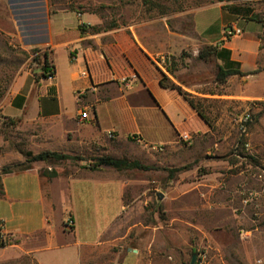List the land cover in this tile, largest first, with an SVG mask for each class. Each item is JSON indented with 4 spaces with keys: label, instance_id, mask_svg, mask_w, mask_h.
Segmentation results:
<instances>
[{
    "label": "crops",
    "instance_id": "0c3cea01",
    "mask_svg": "<svg viewBox=\"0 0 264 264\" xmlns=\"http://www.w3.org/2000/svg\"><path fill=\"white\" fill-rule=\"evenodd\" d=\"M209 7L218 9L214 24L203 23L195 11L192 14L197 42L192 55L203 45H218L230 50L242 71L259 69L229 76L228 83L235 81L234 92L229 94L198 90L197 85L181 83L166 71L158 57L178 55L189 40L186 34L166 27L161 18L80 31V24H98V16L61 8L47 11L45 33L40 30L30 36L22 35L6 0H0V77L5 76L3 70L10 73L0 96V144L5 142L4 130L12 129L25 137L34 154L51 150L85 158L34 161L28 168L0 174L3 231L19 242L16 246L24 238L29 240L26 252L35 264H153L151 255L162 264H184L201 243L223 263L231 259V252L250 259L247 246L261 240L263 232L259 222L264 215L260 208L264 193L257 194L255 204L260 211L253 212L252 204L244 205L239 189L232 187V179L214 166L216 159L208 161L203 154L207 147H182L181 133L197 138L213 127L180 92L159 82L165 74L182 91L209 99L264 98L262 25L222 2L200 8ZM155 23L160 31L149 32L146 27ZM226 25L240 27L242 34L223 41ZM16 49L28 56L20 60ZM44 60L54 68L52 79L41 74ZM83 107L89 114L85 120L78 117ZM259 125L264 127V119H259ZM154 144L161 148H153ZM132 153L167 168L180 165L184 155H189L190 162L205 161L207 170L198 173L195 163L184 189L171 187L175 176L165 174L170 196L181 204L176 210L181 215L171 216L163 229L167 237L159 236L160 226L128 221L130 209L123 196L131 180L122 170L109 165L92 167L97 156L121 158ZM11 156H0V165L10 164ZM186 196L188 204L183 202ZM229 236L235 238L233 247L228 245Z\"/></svg>",
    "mask_w": 264,
    "mask_h": 264
},
{
    "label": "rangeland",
    "instance_id": "374dc122",
    "mask_svg": "<svg viewBox=\"0 0 264 264\" xmlns=\"http://www.w3.org/2000/svg\"><path fill=\"white\" fill-rule=\"evenodd\" d=\"M46 1L48 14L56 12L61 8H67L75 12H92L99 18L98 24L93 26H100L101 28L111 26L112 24H114L113 27L115 28L129 24H140L152 19H163L166 23V27L170 30L186 34L188 36L189 45L185 46L182 44V48L178 55L163 53L162 57H158V61H160L166 71L177 81L186 85H197L194 86L196 89L207 93L229 94L234 92L235 81L232 79L230 83L226 82L224 85L215 83L214 78L219 60L213 58L209 61H204L199 59L197 55H192L194 46H196L197 43L193 34V12H197L198 17H200L203 23L214 24L218 17V9L214 7H200L215 2H222L224 3V7L227 8H230L229 6L249 7L252 13L257 14L260 19L264 20V0H158L156 2L166 5L168 11L164 15L153 14L154 16L152 17L150 16V12L146 11V7L142 5L140 0ZM71 16L74 18L73 15H70V22L73 21ZM201 21L199 20V23ZM146 29H148L149 32H159L160 26L155 23L146 27ZM259 35L260 37H264V28H262ZM17 51L20 60L28 56V53L22 49H16L15 55ZM8 55L9 54H6V56ZM59 59H62V56H59ZM260 65L264 67V51L261 55ZM3 71L5 76L4 78L0 77V81H2V84L0 83V89L5 90L8 86V75L10 73H8L7 70ZM215 98L217 97L213 99L206 98L201 101L204 114L209 119L211 127H213L212 131L208 134L198 135L197 138H194L195 136L192 135L189 143L180 139V143L183 148L187 149L197 144L207 147L203 154H206L209 159L208 161H211L210 157L216 159L214 166H220L218 169L226 173L228 179H232L233 188L239 189L240 191L242 186H244L247 189L254 190L257 194L261 192L263 194L264 147H261V145H264V127L260 129L259 119H264V98L246 101L230 96L223 97L224 99ZM245 113H249L251 116L246 136L240 133L237 126L238 117ZM4 131L5 142L2 145L0 144V156L13 155L11 156L12 162L10 164L24 162L25 159L21 152L30 151L28 150L25 137L21 135L19 131H14L12 129H5ZM241 139H243L242 142L240 141ZM244 143H247L248 147H246ZM17 158H21V160H16ZM121 158H126L129 161L136 160L140 164L149 167L148 169H122V172L131 180L123 196L124 205L126 208L130 209L128 221L131 219L132 221L142 220L152 225L160 226L161 230L158 233L159 236L167 237L168 235L164 234L163 230L167 224L166 222L169 221V218L173 215H181V213L176 211L178 205H181L179 200L172 198L169 193L172 189L169 188L170 180H168L166 176L168 174V168L163 167V165H160L156 161L144 159L140 153H132L131 157L123 156ZM201 158H203V155L200 156V159ZM199 161V158H197L195 161L190 162L189 155H184L181 161L182 163L176 167L186 164L189 166L174 173L175 181L172 182L171 187L176 189L187 188L189 172L193 169L195 163L198 173L205 172L207 170L204 165L205 161ZM223 161H226L227 165ZM31 164L32 162L30 165ZM2 166L3 165H0V169ZM177 178L181 181L177 182ZM176 183L181 185L175 187ZM159 193L162 194V198H158L157 194ZM189 201L188 196L183 198L185 204H188ZM260 204L264 206V200ZM261 206V210L264 211V207ZM249 208L252 209L253 212L260 211L259 205L255 203ZM252 214L253 216L255 215V213ZM259 223L262 225L263 232H261V240H257L247 246L246 256H249L250 259H241L239 253L236 254L235 252H231L229 254L231 259L227 258L223 263L220 259H215V257H213L215 251L209 249L206 244L201 243L194 252H189L184 264H189L192 253L198 252H205V258L202 264H257V259H261V264H264V215ZM16 241L17 240L14 238H11L10 242L12 243L0 247V264H35L31 259L30 253L26 252L29 248V240L24 238L19 246L14 245V243H19ZM227 242L228 245L232 247L236 245L234 236H229ZM226 256L228 255L225 254V257ZM157 258L155 255H151L153 264H162L161 260ZM124 264L129 263L126 262Z\"/></svg>",
    "mask_w": 264,
    "mask_h": 264
},
{
    "label": "trees",
    "instance_id": "16d2710c",
    "mask_svg": "<svg viewBox=\"0 0 264 264\" xmlns=\"http://www.w3.org/2000/svg\"><path fill=\"white\" fill-rule=\"evenodd\" d=\"M142 5L146 7V11L150 12V16L155 15H164L167 13L168 8L166 5L162 3H157L156 1L158 0H140ZM217 1H222V0H217ZM230 9L234 10L236 13H241L245 16H248L247 18L252 19L254 21H257L262 24L264 28V20L260 19V17L252 13L251 9L249 7H243V6H229ZM157 9V10H156ZM114 24L111 26H107L105 28H111L113 27ZM193 26V22H192ZM80 31H83L86 29V27L91 28L92 30H98L101 27L100 26H90L86 24H80L79 26ZM42 30L43 33L46 32V25L45 22H41V24L38 26V30ZM260 47H264V37H260ZM46 55V52L44 53ZM197 57L199 59H202L204 61H209L213 58L218 59L220 63L217 65V70L215 73V83L219 85H224L228 77L231 75H247V74H252L259 69H254L251 71H242L240 68V63L238 61H235L231 59L230 57V50L224 47H218V45H203L198 49ZM52 71L54 72V68L51 64L47 62V60H44L42 64V72L41 74L46 77L47 73ZM169 70V69H168ZM160 84L163 87H169L172 89H176L182 96L188 101V103L196 110L197 114L208 124L211 125L209 119L206 117L204 114L203 108L201 106V101L205 100L206 98L203 97H198L193 94L187 93L182 91L178 86H176L165 74H163L160 79H159ZM0 96H1V89H0ZM243 139L240 141L242 142ZM21 154L24 156L25 161L22 163H15V164H6L3 165L0 169V174L10 172V171H15V170H22L25 168H28L30 166L31 162L34 161H45V162H50V161H56V160H61V159H75V160H84V157L81 156H72L68 155L65 153L57 152V151H51V150H43L38 153H33L31 151H23ZM93 164L92 167H95L97 165H109L114 167L117 170H122L125 168H140V169H148V166L140 164L138 161L133 160L129 161L126 158H116L113 156L109 155H101L93 158ZM189 165H183L179 167H173V168H168V175L169 177H172L175 172L183 170L184 168L188 167ZM55 173L53 172L52 175ZM3 195L2 192V184H1V178H0V196ZM1 238V234H0ZM11 238L7 237L6 239H0V247H4L12 242Z\"/></svg>",
    "mask_w": 264,
    "mask_h": 264
},
{
    "label": "built area",
    "instance_id": "2783aa9c",
    "mask_svg": "<svg viewBox=\"0 0 264 264\" xmlns=\"http://www.w3.org/2000/svg\"><path fill=\"white\" fill-rule=\"evenodd\" d=\"M8 8L13 16V19L22 33V35H32V33L38 30V26L41 22H45L48 6L46 0H6ZM242 34V29L235 25H226L222 29V40H229L233 37L239 36ZM54 72L51 71L47 73L46 78L52 79ZM78 117L81 120H85L89 118L88 109L80 108ZM251 121V116L249 113L242 114L237 119V126L242 135H247V127ZM133 139L137 142L140 141V137L133 136ZM179 139L189 143L190 136L187 133H181L179 135ZM246 147H248L247 143H244ZM153 148L160 149L161 146L154 144ZM240 194L242 197V202L244 205L253 204L257 199V192L254 190L247 189L242 186L240 189ZM0 234L2 239H6L7 234L3 231V223L0 221ZM0 238V239H1ZM198 258L195 264H202L205 258V252L196 253ZM257 264H261L262 260L257 259Z\"/></svg>",
    "mask_w": 264,
    "mask_h": 264
},
{
    "label": "water",
    "instance_id": "95a60500",
    "mask_svg": "<svg viewBox=\"0 0 264 264\" xmlns=\"http://www.w3.org/2000/svg\"><path fill=\"white\" fill-rule=\"evenodd\" d=\"M158 198H162V194L159 193L157 194ZM198 256L196 253H192L190 260H189V264H195L196 260H197Z\"/></svg>",
    "mask_w": 264,
    "mask_h": 264
}]
</instances>
